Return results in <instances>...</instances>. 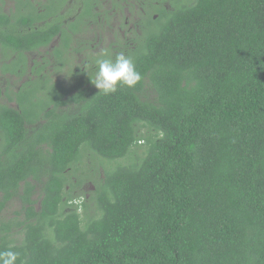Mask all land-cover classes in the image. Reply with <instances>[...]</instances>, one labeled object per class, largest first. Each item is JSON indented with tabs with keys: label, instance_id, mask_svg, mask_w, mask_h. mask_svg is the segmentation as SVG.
Returning <instances> with one entry per match:
<instances>
[{
	"label": "trees",
	"instance_id": "16d2710c",
	"mask_svg": "<svg viewBox=\"0 0 264 264\" xmlns=\"http://www.w3.org/2000/svg\"><path fill=\"white\" fill-rule=\"evenodd\" d=\"M10 1L0 251L16 264H264V0ZM121 52L142 79L105 94L95 60Z\"/></svg>",
	"mask_w": 264,
	"mask_h": 264
},
{
	"label": "clouds",
	"instance_id": "9594fccd",
	"mask_svg": "<svg viewBox=\"0 0 264 264\" xmlns=\"http://www.w3.org/2000/svg\"><path fill=\"white\" fill-rule=\"evenodd\" d=\"M142 79L135 62L123 52L114 58L106 57L95 60V79L92 83L105 94L115 93L118 85L135 87ZM19 253L11 249L0 251V264H16Z\"/></svg>",
	"mask_w": 264,
	"mask_h": 264
},
{
	"label": "rangeland",
	"instance_id": "374dc122",
	"mask_svg": "<svg viewBox=\"0 0 264 264\" xmlns=\"http://www.w3.org/2000/svg\"><path fill=\"white\" fill-rule=\"evenodd\" d=\"M132 1L133 2H137V0H132ZM11 5H13V2L10 1V0H7V7H9ZM112 14L118 15V13H114V12ZM119 14H121V13H119ZM123 14H124L125 18L129 20L128 23L130 24V26H132L133 23L137 21L136 20L137 17L132 18L131 12L129 10H127V7H126V9L124 8ZM101 22H102L104 28L106 27L108 22H110L109 23L110 27H112L114 31L115 30L116 31H120V32L124 31L123 29L119 28V25H120V20L119 19H112V20H110V19L109 20L101 19ZM113 33L114 32L109 31L107 33V38H110V36H112ZM100 40H101V38L96 37L94 39V41L90 43L91 47L92 48L94 47L96 49V51H99L101 45L103 44V42H101ZM33 56H34V58H36L37 61H40L42 59V55H38V53H34ZM84 60H87L86 56L85 55H79L78 58L75 59V65L76 64H80L81 65ZM6 75L7 74H5L3 72L2 65H1V62H0V79L5 77ZM29 75H30V72L26 73L24 76H20V78H16L15 80H12L11 83H12L14 89H17L21 84H23L25 81H27V78H28ZM63 75L70 77L68 74H65V73L64 74L56 73L54 75V79L60 81ZM61 82L63 84H65V85H66V83H68L67 80H61ZM3 84L6 85L7 84L6 81H4ZM13 105H16V103H13ZM71 109L73 110V108H71ZM83 163H84L83 166L86 164V167L87 166L90 167L92 164H96L97 162H95L94 159L91 157L90 160H89V158L84 159ZM96 165L99 166L98 164H96ZM100 170L102 172V175L104 176L103 169L100 168ZM91 175L92 176L87 178V180L84 183V186L82 187V193L84 194V196H87V197L92 196L94 194V191L96 190V188L98 186L97 182H98L99 177L97 175H94V174H91ZM39 192L41 193V187L38 186L37 188H35V192L33 194L34 198H37V199L41 198V195L39 196ZM77 192H80V191L77 190ZM21 201H22L21 198L19 196H17L13 202H10L7 205V207L4 209V213L7 214V215H10V216H14V214H15V212L17 210H21V208H20L21 207ZM89 205L91 207L93 205V203L90 202Z\"/></svg>",
	"mask_w": 264,
	"mask_h": 264
},
{
	"label": "flooded vegetation",
	"instance_id": "af4514ba",
	"mask_svg": "<svg viewBox=\"0 0 264 264\" xmlns=\"http://www.w3.org/2000/svg\"><path fill=\"white\" fill-rule=\"evenodd\" d=\"M1 84H3V83H2V79H0V87H1V88L3 89V91H4V87H5L6 85L3 84V85L1 86ZM2 94H3V93H2ZM0 100L4 102L3 97H0ZM5 101H6V100H5ZM14 103H15V102H14ZM12 105H13V104H12ZM16 105H17V104H16Z\"/></svg>",
	"mask_w": 264,
	"mask_h": 264
}]
</instances>
